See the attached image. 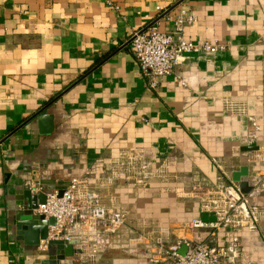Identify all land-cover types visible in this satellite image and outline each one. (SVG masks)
I'll list each match as a JSON object with an SVG mask.
<instances>
[{"label": "crops", "instance_id": "0c3cea01", "mask_svg": "<svg viewBox=\"0 0 264 264\" xmlns=\"http://www.w3.org/2000/svg\"><path fill=\"white\" fill-rule=\"evenodd\" d=\"M180 8L197 18L185 40L227 49L180 58L152 90L128 39L153 23L170 32ZM242 168L240 224L190 229L227 211ZM72 179L124 225L77 221L73 257L55 264H172L157 252L177 241L264 264V0H0V264L62 256L38 251L16 214L28 181Z\"/></svg>", "mask_w": 264, "mask_h": 264}, {"label": "built area", "instance_id": "2783aa9c", "mask_svg": "<svg viewBox=\"0 0 264 264\" xmlns=\"http://www.w3.org/2000/svg\"><path fill=\"white\" fill-rule=\"evenodd\" d=\"M158 11H161L158 8ZM172 29L170 32L159 30L156 23L146 28L134 31L128 45L132 55L139 65L148 88L154 90L159 81L172 75L174 67L179 59L192 53L214 54L227 49L226 45L212 42L194 43L185 40L183 31L185 27L197 22L196 16L185 8H180L170 19ZM178 82L185 86L183 79L178 76ZM87 179H72L59 194L57 190L46 193L43 204L38 205L34 211L45 219H52L48 226L47 236L37 246L38 251L45 252L49 248V242L71 240L70 231L77 221L85 222L93 220L97 225L118 229L124 225V217L120 212H109L100 203L99 197L90 191H84L82 200L79 199L80 187ZM27 186L33 193L44 190L32 181ZM227 211L220 213L216 221L206 223L199 219H192L188 227L194 229H219L226 226H238L247 214L244 197L234 187H226L222 191ZM184 246V254L180 253ZM158 255L172 264H227L228 249L213 248L206 243H190L177 241L167 248L158 250Z\"/></svg>", "mask_w": 264, "mask_h": 264}, {"label": "water", "instance_id": "95a60500", "mask_svg": "<svg viewBox=\"0 0 264 264\" xmlns=\"http://www.w3.org/2000/svg\"><path fill=\"white\" fill-rule=\"evenodd\" d=\"M36 119L39 123H48L49 130H51L52 125L51 116L47 115L46 110L42 109L36 113ZM247 176V169L242 168L239 173L233 175L234 182L239 184V192L242 195L248 194L251 189L248 187L247 182L241 181L242 177ZM41 186H45L44 192L40 193H32L28 186L24 187V191L22 193V211L16 214L17 222L15 223L16 228L19 232L24 230L25 225L30 228L32 231L31 236L33 237V242L31 243L33 246H37L41 240H44L47 236L48 226L53 223L52 219H45L44 216L36 214L34 211L37 209L38 205L43 204L46 198V193L51 190H57L59 194L62 192L63 187H56L50 185L46 181H41L39 183ZM76 242L74 240H70L69 242L62 241H51L49 242V249H55L62 254L61 257L55 256L51 258L49 261H46V264H55L56 260H64L65 258H72L74 254L73 245ZM185 248L181 247L180 253L184 254Z\"/></svg>", "mask_w": 264, "mask_h": 264}]
</instances>
